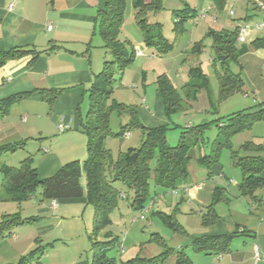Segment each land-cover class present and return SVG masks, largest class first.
<instances>
[{
    "label": "crops",
    "instance_id": "1",
    "mask_svg": "<svg viewBox=\"0 0 264 264\" xmlns=\"http://www.w3.org/2000/svg\"><path fill=\"white\" fill-rule=\"evenodd\" d=\"M105 1L0 0V51L13 47H26L42 51L51 45H57L53 51L42 53L33 60L31 54H26L17 59H10L0 66V101L16 93L28 92L26 97L15 100L6 110L0 109V146L12 143V139L17 137L25 140L23 148L28 147L30 151L28 152L29 156L26 157H31L39 178L52 175L65 162L75 159L83 161L87 156V139L81 128V118L84 117L88 108V89L94 80V75L101 70L102 60L106 57L102 41H93L98 34L95 31L97 10L104 6ZM149 1L145 0V2ZM242 2V0L233 1V5L240 6L237 8V18L230 17L225 20H221L213 7L209 6L203 20L208 17L212 24L206 23L205 31L207 33L211 30L221 29L237 31L238 26L245 22L248 23L250 19L256 22L264 21V0ZM129 3L131 4V0ZM259 3H262L263 6H258ZM256 15L259 17L256 18ZM49 26L51 28H48ZM260 29H251L246 34L244 41L236 40L235 43L239 53L238 62H234L237 70H232L231 66L230 69L234 73H239L243 83L242 91L218 102L219 85L217 90L211 91L207 86V88L197 91L195 95L187 93L185 88H181L178 92L182 98V110L195 107L199 98L202 99V102L200 106L195 107L197 109L204 108L206 111L212 105L224 106L223 104H228L226 102H230L229 100H235L233 99L234 95L239 93H241V101L238 106L240 108L230 114L243 110L264 109V49L253 43L256 38L264 37V35L258 36L257 31ZM200 41L204 45L201 51H204L206 45L203 40ZM136 47L139 48L138 45ZM140 49L142 50V48ZM145 53L142 50V54H135L132 62L121 76L120 86H142L143 96L138 98L140 104L134 103L137 106L140 120L148 127L166 125L169 122L164 115L157 87L153 95L152 90L150 93L146 91L147 86L152 83L149 81L146 68L152 58L146 56ZM211 60L215 72L220 71V68H217L219 63H214V56H211ZM51 88L62 90L55 96L50 106L40 90ZM212 114H217V109ZM217 118L199 125L210 123L205 129L210 128L213 124L215 125L214 121ZM59 122H64L67 125L62 131L57 127ZM216 130L218 133L217 128ZM247 132L249 137L245 141L261 144L260 155L264 161V121L255 122ZM123 135L126 138L132 136L130 132H125ZM216 136L218 135L216 134ZM109 138L110 136L106 139V145L110 142ZM218 140L222 141L223 138L219 137ZM203 142L204 138L190 148L189 176L180 188L183 193L182 198L187 205L185 215L189 218L183 228L185 233L188 232L191 240L202 236L235 232L238 234L229 242L230 249L228 251L196 252L193 250L195 253L192 258H189L193 264H264V184L255 190V199H251L249 196H239L238 191L231 192L230 187L237 186L241 180L236 182L235 178H230L231 185L229 186L219 163H214L211 167V175L208 174L207 169L197 161L200 155L207 154L205 150L201 149ZM128 147L135 146L129 145ZM4 154L0 156V161L1 158H4ZM4 165L13 166L6 164V161L3 160L0 162V167ZM216 176L222 177L223 180H217ZM260 177L264 179V169L261 171ZM80 183L84 192L82 197L56 200L57 206L53 208L63 213L66 206H82L83 212L86 211L91 205L85 198L86 177L84 171L81 172ZM7 185V181L2 180L1 177L0 217L3 214L17 213V207L14 208L12 203H21L10 198L6 189ZM215 185L224 186L231 195V201L228 204H216L215 210L218 218L211 224L204 225L201 222V215L210 204L212 189ZM33 198L36 197L30 196L22 203ZM40 201L42 205L45 201L52 208L53 200L42 199L40 196ZM92 212L93 209L90 213L91 221ZM31 216L34 218L35 214ZM25 224L27 222L12 226L10 234L1 238L10 236L12 243L18 242L23 238L19 228ZM33 238L30 243L34 241L37 243L36 247L42 248L41 257L44 254L46 264L59 263L50 260L52 252L55 251L53 241L44 245L40 244L39 236ZM237 238H241L242 241H234ZM24 239L26 241L31 237L28 236V239L24 237ZM47 248L52 250L48 253L46 252ZM255 248L258 250V259H255L254 256ZM38 262L41 264L40 260ZM59 264H90V258L88 255L84 257L80 253L78 256L68 259L67 262Z\"/></svg>",
    "mask_w": 264,
    "mask_h": 264
},
{
    "label": "trees",
    "instance_id": "2",
    "mask_svg": "<svg viewBox=\"0 0 264 264\" xmlns=\"http://www.w3.org/2000/svg\"><path fill=\"white\" fill-rule=\"evenodd\" d=\"M165 0H131L134 9V18L143 37L146 46H161V51H169L171 44L162 35V24L160 22H148V15L152 12H159L164 8ZM185 7L187 1L182 0ZM226 0H215L216 5L222 7ZM126 0H106L104 6L97 10L95 20V31L101 38L102 47L110 59H104L101 70L94 75V80L88 89V108L84 117L81 118V128L86 135L87 156L83 161L71 160L65 162L52 175L39 178L37 168L33 164L31 157H25L20 161V165L0 167L2 180L7 181V192L10 198L17 202H22L33 196L39 189L42 199L65 200L76 199L84 195L80 183L81 172L84 171L86 177L85 198L92 206V231L90 238L92 245L98 250L93 252L90 264H164L166 255L173 252V249H166L154 256L136 255L127 260L116 263L114 257L106 254L105 243L110 241H99L97 239L100 232L111 222L110 214L118 207L121 198H128V193L123 192L121 186H126L131 192L130 207L141 212L148 204L150 185L164 191H174L181 188L188 179V163L191 159L190 148L198 141L203 140L205 127L210 123L196 126H187L180 132L177 144L168 145L166 135L169 124L148 127L142 123L137 113V106L122 102H110L115 81H120L126 67L132 62L135 56L134 47L129 46L126 41L119 38L121 26L125 16ZM186 8H184L185 10ZM175 29L179 28V22ZM236 30H211L207 37L211 40V47L214 51V63H219L220 71H216L219 81L217 101H222L234 93L242 91V81L238 72L234 73L230 69L231 62H238V50L236 43ZM253 43L264 49V37L256 38ZM204 45L198 42L194 49L201 51ZM57 48L51 45L42 51L26 47H13L9 50L0 51V66L10 59H17L23 55L31 54L32 60L42 53H49ZM196 72L197 79H191L184 83L187 93L196 94L202 88H207L206 75L200 68H192ZM158 92L161 96L164 115L169 118L172 112L182 110V98L173 83L164 75H159L155 81ZM62 89H42L40 92L48 105H52L55 96ZM28 92L16 93L0 101V109L6 110L8 106L17 99L24 98ZM117 111L119 115H127L128 121L121 125L118 133H113L109 129L110 114ZM257 121H264V109L257 111H239L219 117L214 122L218 133L213 143H218L227 148L231 147V138L244 130H249ZM131 129H139L142 134L140 144L135 147H128L119 151L113 156L110 148L106 145L109 136L122 135ZM219 137L223 140L219 141ZM25 140L14 143H7L0 146V156L4 153H13L22 149ZM241 155L238 150H231V160L234 166L240 169L242 178L237 184L239 196H249L255 199V190L264 184V179L260 177L264 169V161L261 158V144L252 141H245L240 146ZM154 161V166L151 162ZM197 161L204 166L208 174L211 175V167L219 162V153L215 151L210 154H203ZM121 186L118 187L116 184ZM157 194V191L155 192ZM231 195L224 186L215 185L211 193L210 204L201 215V222L204 225L211 224L218 215L215 205L218 203L228 204ZM164 223L173 230L185 233L181 224L172 215H165L159 212ZM31 218L22 220L15 214H3L0 219V238L10 234V228L19 223L29 222ZM245 232V231H241ZM108 234V233H106ZM238 232L202 236L191 241V248L196 252H225L230 248L229 242ZM152 235V234H151ZM148 242H156L164 246L163 238L154 233ZM38 250L41 255L42 248L36 247L31 251ZM175 252L176 261L174 264H193L184 249ZM25 256H21L18 262H7L3 264H24ZM39 263V262H38ZM37 263V264H38Z\"/></svg>",
    "mask_w": 264,
    "mask_h": 264
},
{
    "label": "rangeland",
    "instance_id": "3",
    "mask_svg": "<svg viewBox=\"0 0 264 264\" xmlns=\"http://www.w3.org/2000/svg\"><path fill=\"white\" fill-rule=\"evenodd\" d=\"M188 7H185L182 0H165L164 8L159 12H152L148 15V22H160L162 24V35L171 44L169 51L162 52L161 46L156 45L145 46L140 29L134 18V9L129 0H126L125 4V16L121 26V34L119 38L122 41H126L129 46H133L136 49L137 45L145 53L146 56H151V60L147 65L149 84L146 91L152 95L156 89L155 80L159 75L164 74L178 89L181 90L185 82L191 79H197L196 72L191 71L192 68H200L206 75L208 86L213 90H217L219 81L215 67L212 63L211 56H214L213 49L211 47V40L206 36L207 31L206 23L212 24V21L207 19L203 20V17L207 14L209 6H212L221 20L228 19L230 17L237 18V8L233 5L234 0H226L222 7L216 5L215 0H186ZM244 3L245 0H242ZM184 8H186L184 10ZM240 10V9H239ZM131 11V14H130ZM232 11V14L230 13ZM204 14V15H203ZM203 15V16H202ZM256 18L259 15L255 16ZM179 22V28L175 29L176 23ZM231 18V19H232ZM254 18V17H253ZM254 18V19H256ZM258 21V20H257ZM249 22H255L253 19ZM192 31V34H191ZM258 36L264 35V29L257 31ZM192 38L190 39V37ZM203 40L206 45L204 51H196L195 46L198 42ZM93 41H100L98 34L94 37ZM94 44V43H92ZM105 52V50H103ZM106 53V52H105ZM106 59H110V55L106 54ZM137 59V58H136ZM104 60V59H103ZM102 60V61H103ZM232 70H237L234 62L230 63ZM220 65H217V68ZM129 74L132 75L131 72ZM139 84V83H138ZM143 96L142 86L139 87H122L120 81L116 80L113 88V92L110 98V102H122L126 104H140L138 98ZM235 100H229L228 104L220 106L218 104L212 105L206 111L204 108L197 109L196 106H200L202 99L199 98L197 104L192 109L186 108L185 110H179L172 112L170 117L167 118L169 127L167 131V143L168 145H175L178 142L180 132L185 130L187 126H196L200 123L210 121L220 116H226L231 112L239 110V103L241 101V93L234 95ZM217 109V114H212ZM87 110V109H86ZM153 110V105H152ZM140 118V117H139ZM128 121L127 115H119L117 111L110 114L109 117V129L113 133H118L121 130V125ZM132 136L126 138L125 135L110 136L109 143L107 145L110 148L113 156H116L119 151L125 150L129 145L138 146L140 139L142 138L141 131L139 129H131L129 131ZM217 130L216 125H212L210 128H206L203 133L204 142L201 144V149L205 150V153H213L218 151L219 164L221 170L226 176V182L231 185L230 178H235L236 182H239L242 178L239 168L233 165L231 160V150H238V154L241 155L239 149L248 137L249 134L246 131L239 132L231 138V147L227 148L221 146L218 143L213 144V140L216 137ZM12 139V143L16 140ZM213 145V150L211 147ZM29 148L25 147L17 150L13 153H6L1 158L0 162L6 161V164L13 166H19L28 154ZM151 166H154V161L151 162ZM0 174V182H1ZM217 180H223L222 177H217ZM118 187L121 185L116 184ZM123 192L128 193V198H121L119 200L118 207L115 208L111 214V222L107 225L98 235L99 241H110L105 243L103 247L106 249V254L110 257H114L116 263L127 260L136 255L140 256H154L160 254L166 249H173L166 255L164 264H174L176 261L175 252L179 249H184L187 255L192 258L194 251L191 248V237L186 233H181L178 230H173L167 224L164 223L163 217L159 212L165 215H172L179 224L184 226L188 216L185 215L186 202L182 198V190L179 188L174 191H164L160 188L155 189L153 183L150 185V192L148 197V204L152 201V205L149 211L145 212V219H139L137 216L140 213L130 207L131 192L128 191L126 186L120 187ZM231 192L237 191V186L232 185L230 187ZM39 189L34 193L32 200L27 202L16 204L12 203V206L17 207L16 211L20 219L25 220L31 218L27 224L22 226L20 232L23 234V238L18 242L12 243V237L0 238V264L6 262H18L20 255L25 256L24 264H37L40 260L41 264H46V258L44 254H39L38 250L31 253L36 248L37 243L34 241L30 243L33 237L39 236L40 244L47 245L48 242L53 241L55 244V251L52 252L50 260L54 262L64 263L68 259L78 256L80 253L85 257L92 258L93 252L98 248L92 245L90 234L92 231L90 213L92 206H88L86 211L83 212L82 206H66L64 211H59L51 206L50 208L46 202L42 205L40 201ZM157 191V194L155 192ZM59 204V202H58ZM35 214V217L31 216ZM31 216V217H30ZM1 219V217H0ZM192 219V218H191ZM14 232V231H13ZM15 233V232H14ZM108 233V234H106ZM154 233L160 235L163 238L164 246L157 244L152 240L148 242ZM152 234V235H151ZM31 237V239L26 240ZM34 240V238H33ZM234 241H242L241 238H237ZM9 245H8V244ZM123 245V249H122ZM46 252H50L52 249L47 248ZM45 253V252H44ZM61 261V262H60ZM54 263V264H59ZM40 264V263H38Z\"/></svg>",
    "mask_w": 264,
    "mask_h": 264
},
{
    "label": "built area",
    "instance_id": "4",
    "mask_svg": "<svg viewBox=\"0 0 264 264\" xmlns=\"http://www.w3.org/2000/svg\"><path fill=\"white\" fill-rule=\"evenodd\" d=\"M258 6H263L262 3H259ZM232 14V11L230 12ZM48 28H51V26H49ZM260 28H264V21H258V22H252V23H243L242 25L238 26L237 28V34H236V40L238 41H244L245 40V36L246 34L248 33V31H250L251 29H260ZM135 54L137 55H140L142 54V50L140 48H136L135 49ZM57 127L60 131H62L64 128L67 127V125L64 123V122H59L57 124ZM128 135V133H127ZM152 205V202L147 204L143 209L142 211L138 214V218L139 219H145V215L144 213L147 212L150 207ZM52 206H57V202L56 200H53L52 202ZM254 256H255V259H258V250L257 248L254 249Z\"/></svg>",
    "mask_w": 264,
    "mask_h": 264
}]
</instances>
